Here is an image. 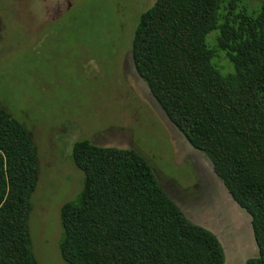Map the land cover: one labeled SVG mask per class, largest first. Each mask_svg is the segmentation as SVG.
Here are the masks:
<instances>
[{
    "label": "trees",
    "instance_id": "trees-1",
    "mask_svg": "<svg viewBox=\"0 0 264 264\" xmlns=\"http://www.w3.org/2000/svg\"><path fill=\"white\" fill-rule=\"evenodd\" d=\"M243 3L155 0L139 16L131 59L170 123L250 215L258 253L246 264H264V0L253 12ZM70 158L83 180L60 209L64 264H225L216 236L185 217L139 153L81 140ZM38 177L27 130L0 106V264H39L29 227Z\"/></svg>",
    "mask_w": 264,
    "mask_h": 264
},
{
    "label": "rangeland",
    "instance_id": "rangeland-1",
    "mask_svg": "<svg viewBox=\"0 0 264 264\" xmlns=\"http://www.w3.org/2000/svg\"><path fill=\"white\" fill-rule=\"evenodd\" d=\"M154 3L0 0V106L37 149L29 227L39 264H64L60 209L82 189L83 175L70 158L81 140L144 157L185 217L216 236L225 264L257 256L250 215L231 198L208 157L170 123L134 69L133 32ZM243 5L257 11L260 0ZM214 33L207 37L212 49ZM217 53L219 65L228 68L225 53ZM220 66L223 75L233 71Z\"/></svg>",
    "mask_w": 264,
    "mask_h": 264
}]
</instances>
